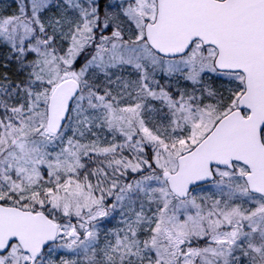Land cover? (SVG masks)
Instances as JSON below:
<instances>
[{"label": "snow or ice", "instance_id": "snow-or-ice-1", "mask_svg": "<svg viewBox=\"0 0 264 264\" xmlns=\"http://www.w3.org/2000/svg\"><path fill=\"white\" fill-rule=\"evenodd\" d=\"M0 264H264V0H0Z\"/></svg>", "mask_w": 264, "mask_h": 264}]
</instances>
